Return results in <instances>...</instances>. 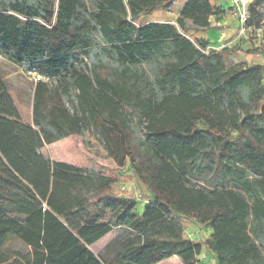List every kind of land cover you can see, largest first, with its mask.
Instances as JSON below:
<instances>
[{"label": "trees", "instance_id": "16d2710c", "mask_svg": "<svg viewBox=\"0 0 264 264\" xmlns=\"http://www.w3.org/2000/svg\"><path fill=\"white\" fill-rule=\"evenodd\" d=\"M258 1L246 26L262 23ZM173 2L0 0V56L39 77L31 125L0 77V264H32L4 249L10 238L37 249L103 200L117 204L108 224L68 234L69 248L40 264H131L142 247L181 264L203 248L213 264H264V66L183 36L210 28L212 0H187L176 25L134 24ZM87 128L149 193L141 215L104 193L109 177L40 153ZM184 221L209 238L185 239ZM116 228L117 254L88 250Z\"/></svg>", "mask_w": 264, "mask_h": 264}, {"label": "rangeland", "instance_id": "374dc122", "mask_svg": "<svg viewBox=\"0 0 264 264\" xmlns=\"http://www.w3.org/2000/svg\"><path fill=\"white\" fill-rule=\"evenodd\" d=\"M86 2L90 6L91 0H86ZM183 4L184 1L182 0H174L168 8L152 11L137 19L134 24L170 23L176 25L175 20ZM182 34L191 41L195 40V32ZM239 35L247 36L249 41L254 42L258 47L255 51L261 53L259 57L252 56V58H249L250 62L258 60L260 57L264 61V23H260L257 18H254L250 25L246 26L244 33H239ZM213 44H215L214 39ZM228 56L226 55V59ZM0 77L11 95L21 121L31 125L33 90L39 77L36 73L24 70L1 56ZM62 79L72 82L68 75L63 76ZM40 153L53 162L66 163L109 177L111 183L104 189V193L119 195L122 198L121 205L123 207L129 206L130 211L133 213L130 218L141 215L143 209L149 204V193L145 187L136 181L127 169L126 164L117 165L108 156L103 140L91 128L85 129L80 136H72L51 145H44L40 149ZM116 207L117 204L103 200L98 211H81L77 217L64 225L63 230L50 238L42 240L37 249L25 247L12 238L8 240L4 249L9 253L21 252L32 264L43 263L47 257L57 256L69 248L70 244L66 240L68 234L83 237L89 235L96 226L108 224ZM120 233L119 228H116L111 234L87 246V248L100 259L111 258L117 254L122 244L123 240ZM183 236L189 241L202 245L209 238L210 231L190 221H184ZM197 261V264H213L204 248L197 257ZM127 262L131 264H181L174 255L166 254L155 247H142L139 254Z\"/></svg>", "mask_w": 264, "mask_h": 264}, {"label": "crops", "instance_id": "0c3cea01", "mask_svg": "<svg viewBox=\"0 0 264 264\" xmlns=\"http://www.w3.org/2000/svg\"><path fill=\"white\" fill-rule=\"evenodd\" d=\"M182 1L185 4L187 0ZM247 1L250 4L257 2V0ZM258 2L259 11L262 14V23H264V0ZM231 4V0H212V5L219 14L210 17V28L208 30L195 32V39L206 40L209 43V48L217 51L223 48L230 49L231 51L227 54L229 55L227 60L230 62L241 63L245 66H264V61L261 57L250 62L249 58H252V56L259 57L261 53L255 51L258 47L254 42H250L247 36L239 35L238 23L231 14ZM212 31L213 33H211ZM213 39L215 44H213Z\"/></svg>", "mask_w": 264, "mask_h": 264}, {"label": "built area", "instance_id": "2783aa9c", "mask_svg": "<svg viewBox=\"0 0 264 264\" xmlns=\"http://www.w3.org/2000/svg\"><path fill=\"white\" fill-rule=\"evenodd\" d=\"M231 3V14L238 23V32L243 34L249 20V3L247 0H231Z\"/></svg>", "mask_w": 264, "mask_h": 264}]
</instances>
